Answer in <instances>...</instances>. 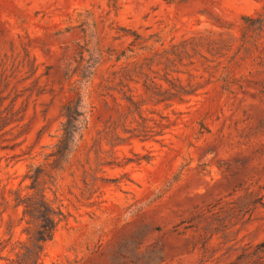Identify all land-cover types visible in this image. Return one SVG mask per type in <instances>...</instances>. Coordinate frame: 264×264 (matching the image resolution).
<instances>
[{
	"label": "rangeland",
	"instance_id": "rangeland-1",
	"mask_svg": "<svg viewBox=\"0 0 264 264\" xmlns=\"http://www.w3.org/2000/svg\"><path fill=\"white\" fill-rule=\"evenodd\" d=\"M28 195L67 215L42 264H264V0H0V264Z\"/></svg>",
	"mask_w": 264,
	"mask_h": 264
},
{
	"label": "trees",
	"instance_id": "trees-1",
	"mask_svg": "<svg viewBox=\"0 0 264 264\" xmlns=\"http://www.w3.org/2000/svg\"><path fill=\"white\" fill-rule=\"evenodd\" d=\"M85 51L87 50L83 48V52ZM83 52L81 61H84ZM127 58V52L123 51L115 57V60L120 62ZM92 75L93 74H91V76ZM156 95L162 97L163 94L159 93ZM83 109L82 97L80 96L77 99L68 101L63 106L62 116L65 118V122L62 127V132L55 145L54 152L48 155V157H53L55 162H62L70 155L76 142L81 139L84 130L87 128V112ZM45 175L41 166L30 169L26 179H30L33 182V186L29 188L35 190L37 182H39L41 178L43 179ZM16 201L17 206H22L24 208V217L29 218L30 222L37 221L39 228L37 231L36 243L28 250L26 249L24 253H20L18 259L7 261H9V264H23L22 260L24 255L26 256L24 260L26 264H42L45 244L54 238L59 225L63 221H66L67 215L64 214L61 207L54 208L46 199L45 195L19 196L16 198ZM0 245H2V243H0ZM4 247L5 246L2 248ZM1 251L2 250H0V252ZM156 256H158L157 253Z\"/></svg>",
	"mask_w": 264,
	"mask_h": 264
}]
</instances>
